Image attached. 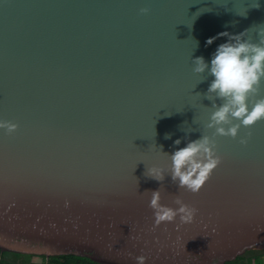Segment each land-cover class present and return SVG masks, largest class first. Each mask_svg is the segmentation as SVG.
I'll use <instances>...</instances> for the list:
<instances>
[{"label": "water", "instance_id": "obj_1", "mask_svg": "<svg viewBox=\"0 0 264 264\" xmlns=\"http://www.w3.org/2000/svg\"><path fill=\"white\" fill-rule=\"evenodd\" d=\"M224 30L258 43L264 0H0V120L17 125L0 128V248L99 264H226L264 249V119L216 133L223 100L193 71ZM203 136L220 162L193 192L171 153ZM154 190L191 220L157 224Z\"/></svg>", "mask_w": 264, "mask_h": 264}, {"label": "clouds", "instance_id": "obj_2", "mask_svg": "<svg viewBox=\"0 0 264 264\" xmlns=\"http://www.w3.org/2000/svg\"><path fill=\"white\" fill-rule=\"evenodd\" d=\"M220 36L227 39L217 45L210 61L205 60L203 56L195 57L193 71H207L213 77L207 89L208 94H214L223 100V103L215 106V110L211 112L208 127H214L218 134L235 137L241 124L247 126L264 119V97L250 99L252 94L259 91L261 78H264V35L257 43L245 39V32L231 33L224 30L208 37L206 45H211ZM230 118H236L239 123H232ZM16 127L15 123L0 120V128L9 132ZM240 142L247 143V139L241 137ZM174 143L180 145L181 141L177 138ZM213 143L208 136H203L177 147L171 153L173 179L178 178L181 186H186L193 192L198 191L220 162V157L214 154ZM149 173L155 179H160L163 175L159 167H152ZM159 201L160 193L154 190L150 205L155 209L157 224L172 220L177 212L184 214L182 220L190 221L195 211L184 204H181L179 209H173L160 204Z\"/></svg>", "mask_w": 264, "mask_h": 264}, {"label": "trees", "instance_id": "obj_3", "mask_svg": "<svg viewBox=\"0 0 264 264\" xmlns=\"http://www.w3.org/2000/svg\"><path fill=\"white\" fill-rule=\"evenodd\" d=\"M264 254V249L262 250H248L246 254L239 256L236 260L227 262L226 264H242L243 261L249 260V264L252 261V264H264L262 259V255ZM250 256V257H249ZM34 257L33 255L15 253L10 251H3L0 248V264H31V258ZM12 258L19 259L22 258V263H17L11 261ZM50 264H99L94 262L88 257H81L76 255H62V256H54L48 257ZM37 264V263H32ZM44 264V263H38ZM245 264V263H243Z\"/></svg>", "mask_w": 264, "mask_h": 264}, {"label": "rangeland", "instance_id": "obj_4", "mask_svg": "<svg viewBox=\"0 0 264 264\" xmlns=\"http://www.w3.org/2000/svg\"><path fill=\"white\" fill-rule=\"evenodd\" d=\"M34 257H32L31 258V264L33 263V261H35V262H38V263H44V264H50V261L48 260V257L47 256H39V255H33ZM250 257V256H249ZM262 257V259H263V261H264V254L261 256ZM21 259L22 258H19V259H14V258H12V260L11 261H13V262H16L17 261V263H22V261H21ZM243 263H245V264H249V260H245V261H243ZM242 263V264H243ZM250 264H252V261H251V263Z\"/></svg>", "mask_w": 264, "mask_h": 264}, {"label": "crops", "instance_id": "obj_5", "mask_svg": "<svg viewBox=\"0 0 264 264\" xmlns=\"http://www.w3.org/2000/svg\"><path fill=\"white\" fill-rule=\"evenodd\" d=\"M33 263H37L38 264V262H35V261H33Z\"/></svg>", "mask_w": 264, "mask_h": 264}, {"label": "snow or ice", "instance_id": "obj_6", "mask_svg": "<svg viewBox=\"0 0 264 264\" xmlns=\"http://www.w3.org/2000/svg\"><path fill=\"white\" fill-rule=\"evenodd\" d=\"M206 182V181H205Z\"/></svg>", "mask_w": 264, "mask_h": 264}]
</instances>
